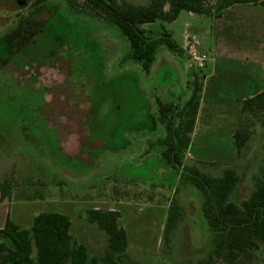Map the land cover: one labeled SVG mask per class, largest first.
<instances>
[{
  "label": "rangeland",
  "instance_id": "374dc122",
  "mask_svg": "<svg viewBox=\"0 0 264 264\" xmlns=\"http://www.w3.org/2000/svg\"><path fill=\"white\" fill-rule=\"evenodd\" d=\"M35 2L0 0V189L9 192L0 202L7 204L10 218L28 228L42 211L69 215L73 240L97 256L106 248V235L87 221L85 211L116 210L127 234L122 264H227L213 254L216 238L206 225L199 192L181 184L177 172L163 163L160 147L150 146L164 135L156 98L167 102L172 89L180 94L187 70L188 93L176 101L182 107L193 86L202 85L208 49L197 50L206 56L202 67L177 59L184 67L180 76L170 50L159 46L152 70L145 72L124 58L129 43L116 25L66 0ZM185 14L164 23L177 44ZM226 18L216 22L219 51L250 55L260 40L264 44V7L241 5ZM205 20L199 36L208 45L213 25ZM145 27L149 34L159 32L157 23ZM201 117L216 129L249 132L231 163L217 161L225 137L216 148L196 142L191 150L197 161H217L198 164L203 172L220 176L226 167L236 170L240 180L231 199L241 204L264 174V110L205 108ZM174 198L181 216L167 247L164 228ZM5 217L0 211V227ZM257 243L236 264H264V239Z\"/></svg>",
  "mask_w": 264,
  "mask_h": 264
},
{
  "label": "trees",
  "instance_id": "16d2710c",
  "mask_svg": "<svg viewBox=\"0 0 264 264\" xmlns=\"http://www.w3.org/2000/svg\"><path fill=\"white\" fill-rule=\"evenodd\" d=\"M42 1L36 0L35 4ZM66 1L73 7L98 15L106 23L116 25L129 43L124 58L138 62L145 72L150 71L159 46L181 52L164 26V23L175 20L180 11L220 17L225 9L236 4L264 7V0H149L147 4L127 0H81V5L79 0ZM153 23L159 25V32H153L154 35L149 34L145 27ZM202 76H205L203 69ZM191 93L182 107L156 98L158 121L164 128V135L151 142L150 146L160 147L163 163L177 172L181 184L192 185L199 192L206 225L216 238L213 254L227 264H236L237 258L249 256L252 250L258 248V239H264V174L257 179L250 195L237 204L231 199L240 180L234 168L226 167L220 176H213L198 167L204 162L185 161L196 122L201 86L195 84ZM247 109L264 110V90L243 100L240 111ZM248 138L249 132L234 129L233 139L238 155ZM7 196L9 192L0 189V200ZM180 216L181 205L174 198L165 221L164 241L167 247H170V235ZM85 217L106 235V248L100 255H89L83 244L73 240L69 215L42 211L33 217L28 228L21 227L7 215L0 228V264H122L121 258L127 249V234L120 223V212L92 208L85 211Z\"/></svg>",
  "mask_w": 264,
  "mask_h": 264
},
{
  "label": "crops",
  "instance_id": "0c3cea01",
  "mask_svg": "<svg viewBox=\"0 0 264 264\" xmlns=\"http://www.w3.org/2000/svg\"><path fill=\"white\" fill-rule=\"evenodd\" d=\"M241 5H247V6H254V7H260V5L255 4H236L231 7H228L225 9L220 18L225 17L232 13L233 11L239 9ZM167 9V6L165 7ZM181 12V11H180ZM179 12V13H180ZM186 14L184 16V20L182 23L181 31H180V43L178 44L181 48V52H177L179 55L170 52L169 54L173 57L172 58V64L175 66V70L177 69L178 74H180L181 68L184 70V67H182L181 62L179 63L177 59H184L185 66H188V58L186 55L187 49L185 48V36L186 33L191 34L195 38L198 39L199 44L196 46V49L202 50L207 48L209 51V61L206 65L205 76L202 78V85H201V93H200V99H199V107L198 112L196 115V122L194 125L193 132L191 133V141L190 144L185 152V159H195V156L192 155L191 150L193 149V145L196 142L205 144L206 148L209 149L210 147L216 148V144H221L223 142V137L227 139V146L218 147L217 153H219V157L222 155L221 159H217V161L221 160L224 162H233L238 157L236 147L234 144L233 139V133L234 130L230 129H216L214 126H211L212 123L206 122L202 120V114L205 108L210 109H234V110H240L243 100L250 98L257 93L264 90V51L260 50L259 47L264 46L263 41L258 42L257 49L249 50L248 52L250 55L247 54H240L237 56L236 54H230L228 49L223 48L222 51H219V41H218V31L219 27L217 25V19L219 17H214L212 15H204V14H195L193 12L185 11ZM179 16V14H178ZM177 16V18H178ZM234 18V17H233ZM239 18V17H238ZM210 20L211 26L213 25L212 33L211 35V44H206V38L202 37V40H200L199 34H201L203 31H201V27L199 25L204 24V21ZM231 18L228 17L226 20L229 22H232L230 20ZM176 21L173 20L171 24H173ZM230 25L227 24V27ZM171 36L173 34V30L167 29ZM260 43V44H259ZM256 45V46H257ZM206 46V47H205ZM255 46V47H256ZM202 48V49H201ZM174 52V51H173ZM229 53V54H227ZM175 59V60H173ZM233 66L235 68H239V73H233ZM186 67V68H187ZM152 70V66L150 71ZM259 73V76L257 75ZM184 77V78H183ZM183 77L181 76V93L178 94L177 90H169L168 96L170 99L168 102H174L176 103L177 100H183L186 98V92L188 93V90L186 88V83L188 81V75L187 70H184ZM258 77L262 79V82L258 80ZM258 80V81H257ZM185 82V85H184ZM184 85V88H183ZM184 101V100H183ZM158 119V115H157ZM221 138V139H220ZM210 144V146L208 145ZM214 144V145H212ZM203 146L201 145V149ZM214 150V149H213ZM198 160V159H197ZM204 163H211V162H217L215 160H200ZM0 211L4 212L5 216L8 215V206L6 203L0 202ZM5 217V220H6ZM10 217V215H9ZM4 220V222H5ZM3 222V224H4ZM32 223V220H31ZM3 224L0 228L3 227Z\"/></svg>",
  "mask_w": 264,
  "mask_h": 264
},
{
  "label": "built area",
  "instance_id": "2783aa9c",
  "mask_svg": "<svg viewBox=\"0 0 264 264\" xmlns=\"http://www.w3.org/2000/svg\"><path fill=\"white\" fill-rule=\"evenodd\" d=\"M199 44L198 39L189 33L185 36V48L189 51L190 57L188 58L189 67H202L203 61H205V54L199 55L196 46Z\"/></svg>",
  "mask_w": 264,
  "mask_h": 264
}]
</instances>
